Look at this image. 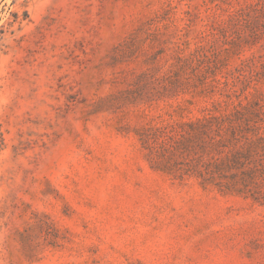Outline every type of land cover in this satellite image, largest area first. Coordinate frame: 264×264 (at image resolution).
Listing matches in <instances>:
<instances>
[{
    "label": "rangeland",
    "instance_id": "obj_1",
    "mask_svg": "<svg viewBox=\"0 0 264 264\" xmlns=\"http://www.w3.org/2000/svg\"><path fill=\"white\" fill-rule=\"evenodd\" d=\"M0 264H264V0H0Z\"/></svg>",
    "mask_w": 264,
    "mask_h": 264
}]
</instances>
